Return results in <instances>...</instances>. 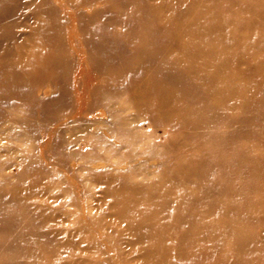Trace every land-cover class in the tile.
<instances>
[{"label":"bare ground","instance_id":"obj_1","mask_svg":"<svg viewBox=\"0 0 264 264\" xmlns=\"http://www.w3.org/2000/svg\"><path fill=\"white\" fill-rule=\"evenodd\" d=\"M180 1L0 0V264H38L57 251L41 211L68 214L66 202L40 208L25 193L60 170L105 183L150 264H167L166 251L186 264L264 257V240L247 230L264 224V153L250 146L264 124V0H199L205 15L189 7L194 0ZM244 4L251 11L238 16ZM254 24L258 33L243 30ZM76 124L82 143L66 134ZM160 126L174 147L199 141L198 157L172 159ZM13 164L33 180L13 181ZM140 175L145 181H134ZM213 212L234 217L214 226ZM79 219L77 230L95 231L92 211ZM169 235L178 243L165 244ZM120 237L102 235L96 246L113 249Z\"/></svg>","mask_w":264,"mask_h":264},{"label":"rangeland","instance_id":"obj_2","mask_svg":"<svg viewBox=\"0 0 264 264\" xmlns=\"http://www.w3.org/2000/svg\"><path fill=\"white\" fill-rule=\"evenodd\" d=\"M181 3L180 0H177ZM199 0H194L189 7L192 11L200 14L205 15V11L208 10V7H205V4L198 3ZM241 1V0H240ZM100 4H103L101 2ZM251 5H242L238 16H246L251 11ZM226 13L232 12L231 9H226ZM120 25H117V27ZM253 27V28H252ZM262 27L261 24H254L250 27H244V31L247 34L250 33H258L260 28ZM258 28V29H257ZM127 32V29H126ZM224 31H214L212 33L213 38H220ZM261 34H259L260 37ZM131 47H129L130 49ZM221 45L218 46V49H221ZM256 53H254V56ZM244 66V65H243ZM183 102V99L179 100ZM263 115H256L254 118L257 120L259 117ZM264 123V121L262 122ZM144 128H147L148 131H153L152 127H149L148 122H143ZM84 128L80 125L76 124L71 130H67L66 134L68 138H77L79 143H82L80 137L84 133ZM158 132L162 136L159 138L160 142L164 145V149L166 148H173V153H170L172 159L176 160L178 157H191L197 158L198 152H201L199 149V141L196 139L190 140L186 143V145H177L174 147L170 141L167 131H164L163 127H158ZM257 132V131H256ZM259 136L256 135L255 138L250 140V146L254 152H261L264 153V124L261 126L259 132H257ZM251 134V133H250ZM182 135V133L180 134ZM183 137V135H182ZM248 137V135L246 136ZM244 137V138H246ZM198 142V143H197ZM126 149V148H125ZM123 149L122 151H124ZM117 152H111V158L115 161L116 160ZM98 165L105 164V161H98ZM264 162L262 163V166ZM123 166V165H122ZM126 166V164H124ZM262 168V167H258ZM146 169V168H145ZM168 169V168H167ZM7 172L10 170L14 174L17 175L16 179L13 181L22 182L24 185L31 182V178L33 177L31 172L24 173L23 175L19 176V172L21 169L16 164L10 165L6 168ZM257 169H254L253 172H256ZM67 174V175H66ZM153 176V175H152ZM151 176V177H152ZM36 177H34L35 179ZM149 178V177H148ZM136 179V180H135ZM134 181H145V178H135ZM129 181H133L130 177ZM41 182V183H40ZM39 183L41 184L40 188L37 187L36 191L32 194H27V199L32 202H35L40 208L44 202H50L54 200H62L66 202V208L69 211L68 214H65L66 211L63 210H43L41 211V215L43 219H46L49 223L50 227H46L47 229L51 230L52 234L56 238V243L58 245V249L56 252H48L45 251L44 254L40 255L39 259H36V263L38 264H150L149 259L144 256L141 252V246L143 245V241L138 240L136 233L130 230L128 227L127 219H120L115 214L116 209L112 207V204L116 201V197L114 194L104 192L105 191V183L103 181H94V180H86L82 177H78L76 175L70 174L67 171H59L51 175L50 177L40 176ZM258 183L260 185L264 184V175L258 179ZM51 184L50 188L42 187L44 185ZM89 186L93 187V193H89L88 188ZM180 188H174V191H178ZM188 192L195 193L197 188H188ZM78 192V193H77ZM55 196L56 198H53ZM230 196L227 194L222 195L219 199L223 202L225 201L226 205L233 206V202L230 201ZM124 201V199H122ZM126 201V199H125ZM139 203L143 202L142 199L138 200ZM136 201L135 204H138ZM57 203V202H56ZM6 204V203H5ZM12 206V205H9ZM16 206V203H14ZM17 208V207H16ZM206 210V208H204ZM251 209V208H250ZM253 208L252 210H255ZM139 209L135 210L136 212ZM92 211L94 214V218H96V226L95 231L93 233L84 231V230H77L76 225L78 221H80L79 216L83 213H88ZM129 211H132L129 209ZM21 213V212H20ZM18 213L20 216L21 214ZM137 217H140L137 214H133ZM37 217V216H36ZM41 217V218H42ZM66 217V220L63 218ZM233 213H219L213 212L208 217L209 221L214 223V226H219V223L226 220L233 218ZM39 218H36L39 223ZM87 222L91 223V219L86 216L84 217ZM42 220V219H41ZM109 221V223L114 224V229H112L109 225L106 226L103 221ZM82 221V220H81ZM86 221H83L85 223ZM102 223V224H101ZM248 232L255 231L263 240H264V224L257 225L252 224L247 227ZM102 235H120V239L115 241L114 248L110 250L102 249L100 246L97 247V241ZM233 232L227 234L224 240L231 238ZM68 238H72L73 241H78L79 243H73V245H69L66 243L69 241ZM88 239L92 240L90 245H85L81 243H87ZM90 243V242H89ZM165 244H177V238L175 236H167L164 239ZM206 246H209L210 242L207 241L203 243ZM84 245V246H82ZM126 251V259L118 262L117 258H120V252ZM167 253L164 254V260L167 264H186L185 261H182L175 251H166ZM253 253H251V257L249 259L250 264H264V257H260L257 259H252ZM88 257V258H87ZM107 257L109 259H107ZM71 258V259H70ZM85 260V262H84ZM111 260L112 262L108 263Z\"/></svg>","mask_w":264,"mask_h":264}]
</instances>
